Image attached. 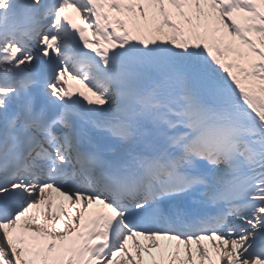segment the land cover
Returning a JSON list of instances; mask_svg holds the SVG:
<instances>
[{
    "label": "snow or ice",
    "instance_id": "1",
    "mask_svg": "<svg viewBox=\"0 0 264 264\" xmlns=\"http://www.w3.org/2000/svg\"><path fill=\"white\" fill-rule=\"evenodd\" d=\"M0 264H264V0H0Z\"/></svg>",
    "mask_w": 264,
    "mask_h": 264
}]
</instances>
